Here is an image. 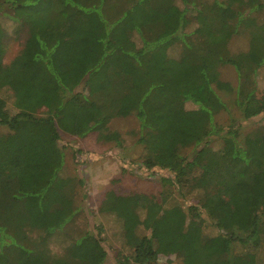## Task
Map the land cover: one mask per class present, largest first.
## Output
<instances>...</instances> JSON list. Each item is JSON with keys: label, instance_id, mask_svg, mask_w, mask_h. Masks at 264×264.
Masks as SVG:
<instances>
[{"label": "trees", "instance_id": "16d2710c", "mask_svg": "<svg viewBox=\"0 0 264 264\" xmlns=\"http://www.w3.org/2000/svg\"><path fill=\"white\" fill-rule=\"evenodd\" d=\"M255 15L264 17V0H0V125L12 132L0 134V264H109L103 229L95 234L77 205L84 183L63 174L61 138L129 115L140 124V166L199 197L184 208L107 193L104 212L132 204L115 264H160L162 255L236 264L239 247L261 253L264 124L244 126L264 117V20L247 23ZM5 22L24 35L9 62ZM244 30L249 49L231 52ZM226 66L236 86L221 79ZM234 199L239 206L224 209Z\"/></svg>", "mask_w": 264, "mask_h": 264}, {"label": "rangeland", "instance_id": "374dc122", "mask_svg": "<svg viewBox=\"0 0 264 264\" xmlns=\"http://www.w3.org/2000/svg\"><path fill=\"white\" fill-rule=\"evenodd\" d=\"M40 3L42 4L40 8H47L50 4H44L41 1ZM174 15H170V17ZM259 19L260 17L255 15L247 23L252 24L258 22ZM260 20H264V17ZM5 26L8 31V38L6 39L8 53L5 61L9 62L21 50L24 35H16L15 27L10 22H5ZM249 42V32L244 30L231 41L229 48L233 53L246 52L249 49ZM172 52L174 54L176 50ZM220 72L222 80L236 86L237 74L232 67H222ZM258 85L259 89L264 92V66L259 72ZM219 94L222 95L225 101L229 102V95L224 92H219ZM190 108H193V106L191 105ZM216 121L226 126L229 122V115L222 113L216 118ZM262 124H264V117L245 122V132L255 130ZM11 133L7 127L0 125V134L10 135ZM139 133V121L135 116L129 115L113 118L99 131L91 132L84 138L68 134H63L61 138V146L65 153L63 174L65 177L75 178L77 182L84 183V186L77 185V205L87 210L95 234H98L99 227L103 229L102 237L107 239L105 247L109 252V264H115L116 262L115 255L117 252L115 251L124 250V239L129 235L124 222L132 209V204L130 206V203H126L120 206L116 212L114 210L104 212L102 204L107 193L113 191L123 197L145 194L157 197L160 200L168 197V204H175L184 208L196 204L197 197H199L195 193L189 194L187 197L180 196L175 188H165L162 185V178L169 176L167 172L161 170L148 171L140 166L139 162L144 151L143 147L138 144ZM104 134L105 138L103 139L101 136ZM113 134L114 136H112ZM213 146L217 148L219 143L213 142ZM187 153L190 157L193 155L191 151ZM244 192L248 193L241 190L240 194ZM235 200H227L228 205L224 209L228 210L233 207V204L238 207L239 203ZM204 216L212 221L206 213H204ZM132 231L133 233H141L143 227L139 224ZM240 249L241 247L238 249L236 264L242 262L264 264V252H262L264 250L261 253L251 254L247 249L243 251ZM87 257L92 258L91 254H87ZM160 264H182V257L162 255Z\"/></svg>", "mask_w": 264, "mask_h": 264}]
</instances>
